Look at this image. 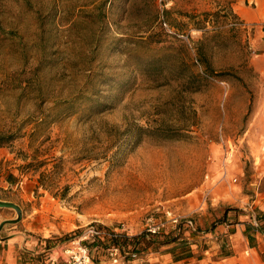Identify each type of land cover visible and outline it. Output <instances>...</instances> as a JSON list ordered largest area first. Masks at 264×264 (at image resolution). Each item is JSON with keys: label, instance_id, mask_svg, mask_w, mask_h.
I'll return each mask as SVG.
<instances>
[{"label": "rangeland", "instance_id": "obj_1", "mask_svg": "<svg viewBox=\"0 0 264 264\" xmlns=\"http://www.w3.org/2000/svg\"><path fill=\"white\" fill-rule=\"evenodd\" d=\"M257 7L0 0V136H13L0 147V200L20 210L0 206V225L19 215L21 228L56 246L90 223L138 234L147 216L170 212L192 218L199 232L119 264H160L152 260L163 253L178 261L183 250L190 264H205L244 249L247 217H219L264 197ZM242 255L226 264H259Z\"/></svg>", "mask_w": 264, "mask_h": 264}, {"label": "crops", "instance_id": "obj_2", "mask_svg": "<svg viewBox=\"0 0 264 264\" xmlns=\"http://www.w3.org/2000/svg\"><path fill=\"white\" fill-rule=\"evenodd\" d=\"M258 7V15L264 12V0H251ZM247 12L244 11V14ZM256 202L254 208L257 209L258 216H262L264 213V197L263 199H256L251 202V204H246L242 206V211L238 212H228L226 216H244L241 221L242 230L241 234L246 235L249 240L247 241V246L242 250H237L235 246L234 252L231 255L222 257L220 261H205V264H226L232 263L234 258H241L244 252L248 251L250 258H243V260L248 259L250 261L258 262L259 264H264V234L258 231H253L249 221L252 220L253 216H256L255 212L252 210V205ZM264 216V215H263ZM14 219V223H10L1 226L0 225V264H53L56 260H60L63 256V244L50 246L47 245L46 236L43 239L36 238L31 233L34 230H27V228H21V221L24 220L21 216L19 218H3L1 221H11ZM17 219V220H15ZM13 221V220H12ZM2 223V222H1ZM3 225V224H2ZM136 233V232H134ZM130 233V234H134ZM195 252V249H192ZM44 255L39 258V260L31 259L33 255L38 257L39 254ZM35 256V257H36ZM238 256V257H236ZM189 260V261H188ZM191 258H183L178 261H172L169 253H163L155 255L152 261H159L160 264H190ZM195 258L192 259L194 263ZM24 261V263L22 262ZM211 262V263H210ZM132 264H141L139 262H133ZM195 264V263H194Z\"/></svg>", "mask_w": 264, "mask_h": 264}, {"label": "built area", "instance_id": "obj_3", "mask_svg": "<svg viewBox=\"0 0 264 264\" xmlns=\"http://www.w3.org/2000/svg\"><path fill=\"white\" fill-rule=\"evenodd\" d=\"M226 176V170H223ZM253 224L258 226L256 217L252 218ZM176 234H197L199 232L196 223L192 218H183L172 215L170 212L166 216H147L140 233L146 238L159 235L166 230ZM122 233L130 234L123 226H104L102 224L90 223L82 228L81 233L73 239L63 243V256L53 264H106L104 260H94V255L90 245L96 250H103L108 256V264H119L121 262L135 260L139 258L141 250L138 247L121 246L118 242Z\"/></svg>", "mask_w": 264, "mask_h": 264}, {"label": "trees", "instance_id": "obj_4", "mask_svg": "<svg viewBox=\"0 0 264 264\" xmlns=\"http://www.w3.org/2000/svg\"><path fill=\"white\" fill-rule=\"evenodd\" d=\"M166 11V10H165ZM91 107H96L97 110H101L103 108L101 102L96 101V103H94ZM13 136L9 135V136H0V147H2L5 143H7L8 141H10L12 139ZM236 207H232V206H227L225 209H223L221 216L219 217V219H221V221H225L226 220V215L229 211L232 210H236ZM238 211V209H237ZM264 213V211H263ZM264 215V214H263ZM258 216V214L255 216L256 220L258 222V227L254 228V230H257L259 233H263L264 234V216ZM257 217H259V219H257ZM198 227V226H197ZM185 230V229H184ZM183 230V234L184 231ZM199 230V228H198ZM81 230H78V234L81 233ZM183 234H174L172 231L167 230L165 231L164 235L165 237L163 238V240H160V236H150L148 238L145 237V235L143 233H138V234H132V235H127L126 233H122L121 236L118 239V242L120 243L121 246H131V247H138L140 250H142L144 247H148L149 245H154V244H158V243H169L170 241H176V240H180L181 236H184ZM191 235V234H189ZM167 236H171V238L167 239ZM194 235H191V237H193ZM182 240V239H181ZM186 243H181V245H184ZM97 249V248H96ZM190 251L189 250H183L182 256H180V258L178 259H183L186 258L189 255ZM105 255V252L103 250H99L96 252V254L94 255V260H100L102 259L101 257H103Z\"/></svg>", "mask_w": 264, "mask_h": 264}, {"label": "water", "instance_id": "obj_5", "mask_svg": "<svg viewBox=\"0 0 264 264\" xmlns=\"http://www.w3.org/2000/svg\"><path fill=\"white\" fill-rule=\"evenodd\" d=\"M0 206L14 207V208H16L18 210V214L20 215L19 207L15 203H13L11 201L0 200ZM19 215H18V218L20 217ZM15 220H17V219H15Z\"/></svg>", "mask_w": 264, "mask_h": 264}]
</instances>
